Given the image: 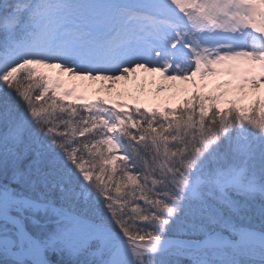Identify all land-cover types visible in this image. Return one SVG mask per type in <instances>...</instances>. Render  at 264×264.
Returning a JSON list of instances; mask_svg holds the SVG:
<instances>
[{"label":"snow or ice","instance_id":"6c2138e0","mask_svg":"<svg viewBox=\"0 0 264 264\" xmlns=\"http://www.w3.org/2000/svg\"><path fill=\"white\" fill-rule=\"evenodd\" d=\"M237 61L264 72V0H0V264H264V76L196 81ZM139 72L202 90L76 95Z\"/></svg>","mask_w":264,"mask_h":264},{"label":"rangeland","instance_id":"374dc122","mask_svg":"<svg viewBox=\"0 0 264 264\" xmlns=\"http://www.w3.org/2000/svg\"><path fill=\"white\" fill-rule=\"evenodd\" d=\"M234 64L238 65L239 68L237 71L235 72H229L227 70V68H225L222 73L216 77H208L207 80L202 81L200 79V77L196 78L197 84L198 85H203V84H207L208 88L207 91H211V92H215L218 89L219 85L222 84H227L230 85L229 88H225V89H220V91H229L232 93V95L230 96V99L232 100H236L239 101L240 97L244 95V93L239 92L238 89L240 87H244L246 90H251V79L252 78H256V79H260L261 76H264V72H262L260 70L259 65H255V70L252 72H248L245 69L249 66V64L251 62L248 61H237V62H233ZM51 78H53V75L48 74ZM248 80L249 83L245 84L244 81ZM163 78L160 76L158 81H162ZM262 84H264V81H261ZM179 88H177V90H173L171 92H167L166 93V100L162 103V104H158L157 102V97L156 96H152L150 98V102L152 101V103L149 105L147 103L144 102V99L142 96H140L139 94H137L135 91V89H133V91L136 93V97L132 100L130 97V94L132 91L130 90H125L126 94H124L120 99L118 100H122L125 101L129 104H133L135 105L136 100H139L141 102V104L145 105V106H150V107H163L165 105L168 106H172L175 107L177 103L180 102V99L185 97V93L184 90H187V94L188 96H190L193 92L196 91H200L202 89L197 88L195 85H193L191 82H182L179 81ZM78 94L77 95H84L85 96V100L81 101L80 103H84V102H96L97 101V97H104L102 95L99 94H94L92 92L90 93H85L84 89L78 87ZM159 90V88L157 89ZM174 97H176L174 99ZM67 102V101H65ZM79 106V105H78ZM225 108H227V105H225ZM86 168H88L89 166L86 164L85 165ZM117 168L119 170V162L117 163Z\"/></svg>","mask_w":264,"mask_h":264},{"label":"bare ground","instance_id":"6f19581e","mask_svg":"<svg viewBox=\"0 0 264 264\" xmlns=\"http://www.w3.org/2000/svg\"><path fill=\"white\" fill-rule=\"evenodd\" d=\"M47 74L53 75V79L58 78V73L56 70H45ZM160 75L159 74H153V73H146V72H139L136 74H133V78L131 81H121L116 84V91L109 93L106 89L103 91H97L100 88L99 82H75L80 88L84 89L85 93H94L99 94L102 96H105V98L111 99V100H118L120 99L124 94H126L125 90L132 91L130 94V98L133 100L136 97V93L143 97L144 102L147 104H151L150 98L152 96L157 97V103L162 104L166 100V93L171 92L173 90H177L179 81H158ZM65 81H67V77H63ZM108 83V82H105ZM163 87V91L157 90ZM137 91L136 93L133 91ZM120 93H123V95H120ZM78 94V90L76 95Z\"/></svg>","mask_w":264,"mask_h":264}]
</instances>
